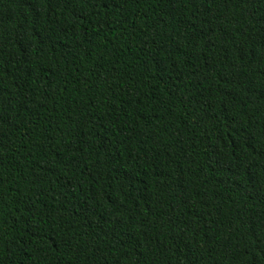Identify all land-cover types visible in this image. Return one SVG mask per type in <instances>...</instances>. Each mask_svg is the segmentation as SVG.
<instances>
[{
	"label": "trees",
	"instance_id": "1",
	"mask_svg": "<svg viewBox=\"0 0 264 264\" xmlns=\"http://www.w3.org/2000/svg\"><path fill=\"white\" fill-rule=\"evenodd\" d=\"M0 264H264V0H0Z\"/></svg>",
	"mask_w": 264,
	"mask_h": 264
}]
</instances>
